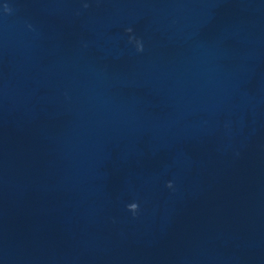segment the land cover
Masks as SVG:
<instances>
[{
    "label": "clouds",
    "instance_id": "9594fccd",
    "mask_svg": "<svg viewBox=\"0 0 264 264\" xmlns=\"http://www.w3.org/2000/svg\"><path fill=\"white\" fill-rule=\"evenodd\" d=\"M128 31H131V29H128ZM137 47H138V50H142V45L139 42H137ZM171 186H172L171 183H169L168 187H171ZM128 208L130 211L135 212L138 208V205L135 203H132V204L128 205Z\"/></svg>",
    "mask_w": 264,
    "mask_h": 264
}]
</instances>
